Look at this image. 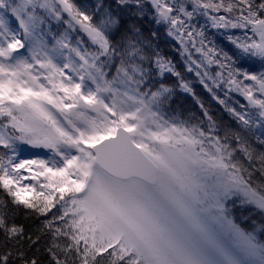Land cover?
Segmentation results:
<instances>
[{
	"label": "snow or ice",
	"instance_id": "6c2138e0",
	"mask_svg": "<svg viewBox=\"0 0 264 264\" xmlns=\"http://www.w3.org/2000/svg\"><path fill=\"white\" fill-rule=\"evenodd\" d=\"M114 2L139 19L150 5L151 18L168 25L181 55L190 42L208 65L219 66L200 82L209 91L204 77L223 82L251 110L228 107L240 130L222 134L206 109L207 127L205 120L169 115L173 89L150 86L152 67L161 76L180 74L134 19L122 23L111 6L98 3L94 20L74 0H0L4 245L25 241L23 225L9 224L23 211L26 218L45 217L27 242L39 252L44 241L47 264H264V151L257 154L251 143L255 137L264 145V69L238 65L251 57L264 64V0ZM198 16L216 29L244 30L242 37L227 36L235 59L205 44V25L192 23ZM53 23L64 30L53 32ZM77 30L95 51L79 37L73 44ZM179 87L192 92L182 79ZM22 145L47 155L25 157ZM237 207L250 210L239 222ZM12 255L0 253V264ZM25 257L16 254L21 264H40Z\"/></svg>",
	"mask_w": 264,
	"mask_h": 264
},
{
	"label": "trees",
	"instance_id": "16d2710c",
	"mask_svg": "<svg viewBox=\"0 0 264 264\" xmlns=\"http://www.w3.org/2000/svg\"><path fill=\"white\" fill-rule=\"evenodd\" d=\"M74 3H76L77 6L81 7L82 9H85L88 14L93 15L94 20L99 19V12H97L96 10V5L98 3H103L105 7L111 6L114 13L118 12L120 14L122 23L126 22L130 18L134 19L143 34L145 36L151 37L153 50L155 52H158L162 57L165 58V60H169L171 61V63L173 62L176 68L175 71L180 74L179 78L170 73H167L162 78H160L155 75L156 70L154 67H152L151 80L149 82L150 86H152L153 89L159 87L161 83L173 89V94L170 98L169 115H177L184 119L191 117L192 122L197 123L200 120H205L203 113L206 109L208 111V114L213 118L214 121H216L218 126L221 128V134L223 133V129L225 128H230L236 131L240 130L238 121L227 111V108H235L240 112L247 111L248 104L246 103V99L242 95L237 96L230 93L224 95L221 94L220 91H217V94H212L211 91L205 89V87L198 82V80L195 78V74L190 75L189 73L191 72H187V64H185L186 60L184 54L183 56L181 55V48L179 43L175 41L173 36L168 35V25H158L155 23V20L151 18L150 5L149 13L144 18L139 19L135 17H129L125 10L118 9L115 5L114 0H74ZM211 14L225 15V13H223L222 11L220 13ZM63 30V25L59 27L56 25L54 28L52 27V31L57 34H59V32ZM208 31L210 37L213 38L214 41H216L218 52H226L229 54V56H232L233 59H235V53L237 52L235 46L231 44L230 41L223 40L222 38L218 37L217 34H213V31ZM152 33H155V35L152 36ZM76 34L77 33H74L73 36L78 37ZM110 38L115 44L119 39V33L111 34ZM92 51H95V49L92 50L91 48V52ZM238 65L254 73H258L259 71L264 69V64H262L259 58L257 59L255 57L248 58L242 62L238 61ZM147 66L149 65H146V67ZM111 74H115V67L111 69ZM109 78H111V76H109ZM181 79L189 84V87L192 89L191 93L185 92L179 87ZM245 82L249 83L250 81ZM221 100L224 101V104L220 103ZM201 105H203V108L201 107ZM242 105L244 107H241ZM205 127H207L206 120ZM255 131L257 132V135L260 134V130ZM251 143L253 148L256 149L257 154L261 151H264V145H261L255 137H251ZM245 164L247 165V161H245ZM256 167H259L258 163ZM256 178H259L258 172L256 173ZM0 195H3V193L0 192ZM54 211L55 209L53 210V212ZM249 211L250 210L247 208L241 209L240 207H237L234 210V215L236 216L238 222L240 221L242 216L249 215ZM47 218L51 219V215H49ZM253 218L256 219L257 222H259L261 219L259 214L254 215ZM44 220L45 217H36L34 215H30L26 218L23 211L15 216L14 221L12 219H9V224L14 222L17 225H23L25 236V241L22 243V246H13L12 243H9L7 246H5V238L3 232H0V253L9 250H11V252L13 253L12 257L9 259V264H21V261L16 258V254L20 251H24L26 253L25 258L30 259L35 256L39 259L40 264H47L48 256L44 252V241H41L40 245L38 246L40 248L39 252H37L35 247L29 249V245L27 242V237L29 235H32L33 238H35V236L39 234L37 230L41 228ZM77 264H79V261H77Z\"/></svg>",
	"mask_w": 264,
	"mask_h": 264
},
{
	"label": "rangeland",
	"instance_id": "374dc122",
	"mask_svg": "<svg viewBox=\"0 0 264 264\" xmlns=\"http://www.w3.org/2000/svg\"><path fill=\"white\" fill-rule=\"evenodd\" d=\"M189 11H191V6L190 5H189ZM192 23L195 24L197 26V28H199L200 25H205V29H204V31H205V44L208 47H211L214 44L216 46V48H217L216 41H214V39L210 37V34H209L208 30L213 31V34L214 33L217 34L218 37H220V38H222L223 40H226V41H229L227 39V36H229V35L240 36V37H242L244 35V30H242V29H231L230 28V29L225 30V29H222V28L221 29L213 28V27H211V24L209 22H207V19L205 17H203V16H198L196 19H194L192 21ZM55 26H56V24L53 23L52 27L54 28ZM76 33H77L76 35L81 39L83 47H86L88 49V51H90V52H91V48H92V50L95 49L91 45V43L88 40V37H87V35L85 33L80 32L79 30H77ZM249 35H251L250 32H249ZM173 38L175 39V41L177 43H179L178 40L174 36H173ZM75 43H76V41H75ZM179 45H180V43H179ZM199 46H200L199 45V38L197 37L196 47H199ZM187 47H188V52H184V57H185V60H186L185 64H187V72L188 73L191 72V73H189L190 75L195 74V78L198 80V82L201 85L204 86V84H202L200 82L201 76H203L204 72L207 71L209 73L210 77H215L216 73L218 71H220V68L216 64L208 65L206 63V61H204V58L201 56V54L196 52L195 48L192 47V44L190 42L187 43ZM180 48H181V45H180ZM182 51H183V49L181 48V53H182ZM189 53L191 54V60L188 59ZM217 58H219V56ZM255 58L258 59V57H255ZM192 60H195L197 63H202V67L197 68L196 64L192 63ZM172 65L174 66L173 62H172ZM189 68H191L192 70L189 71ZM174 69H176L175 66H174ZM197 72L200 73V76L197 75ZM188 73H186V74H188ZM165 74H167V72L164 73V75ZM170 74H172V73H170ZM155 75L160 77V78H162L164 76V75L161 76L158 73L157 70L155 72ZM225 75H227L226 72H225ZM204 79H205V83H207L209 88L212 89L211 90L212 94L213 93L217 94V91H220V93L224 94V95L228 94V93L234 94V95H237V96L240 95L236 91H229L228 86L226 84H224L223 82H220L218 84H213L212 79H210L208 77H204ZM245 83H247V82H245ZM249 83H252V82L250 81ZM205 89H208V88L205 87ZM246 103L248 104L247 100H246ZM249 110H251V109L248 108L247 111H249ZM21 147L23 148L22 155L25 156V157H31V156H34V155H38L40 157H44V156L47 155V151L44 150V149H33V148H31L29 146H26V145H22ZM25 183H28V181H25Z\"/></svg>",
	"mask_w": 264,
	"mask_h": 264
}]
</instances>
